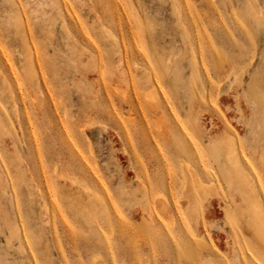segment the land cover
I'll use <instances>...</instances> for the list:
<instances>
[{"label":"rangeland","instance_id":"obj_1","mask_svg":"<svg viewBox=\"0 0 264 264\" xmlns=\"http://www.w3.org/2000/svg\"><path fill=\"white\" fill-rule=\"evenodd\" d=\"M252 56L264 0H0V264H263L264 112L206 91Z\"/></svg>","mask_w":264,"mask_h":264},{"label":"bare ground","instance_id":"obj_2","mask_svg":"<svg viewBox=\"0 0 264 264\" xmlns=\"http://www.w3.org/2000/svg\"><path fill=\"white\" fill-rule=\"evenodd\" d=\"M238 11L239 10L236 11V14L238 13ZM246 13L249 19H253L256 17L255 12L252 8L247 9ZM255 61V56L247 57L246 59H242L241 61L238 60L237 64H234V66L236 67L230 66L231 72L220 70L218 72L219 81L217 86H211L209 89H206V91H209L207 92L208 96L213 97L215 99V102L220 101L221 103V101H223L224 104H226L225 106H227V108H232L233 106L229 103L228 98H225L224 96V98H222L221 92L225 90V87L223 86L225 80H229L231 74L235 72V74H233L236 75L235 80L232 83H235L236 85H234V87H231V84V86L229 87V94L231 93V95H233L232 98H234V102H236V104L234 105L238 109V114H233L234 118L241 119L243 120V122H247L248 120V117L245 116L246 113H244V111L242 110L243 107H245V109H248L250 113L249 115L252 116L251 118L253 119V121L257 120L255 118V115L258 113V110H262L264 112V81L262 77L253 70L256 66ZM232 98L230 99V101H232ZM193 118L196 132L202 133L203 131L199 117H196L194 115ZM222 121V125L226 130L225 133L221 135V137L217 138L208 136L210 142L215 143V153H213V161L217 163L221 169L228 170L234 180L233 186L237 187L236 189L240 190V185L244 188V190L252 192V196L256 200L257 205L261 207V197L256 195L257 191L256 187L254 186L252 175L250 173L248 174L241 167L238 144L236 142L237 139L230 132L228 121H226L224 117ZM71 185L75 184L72 183ZM189 186V183L186 182L184 188L187 189L188 196L186 206H182V213L187 217L189 216V211L191 210V208L195 205V203H197L196 201L200 200V198L202 200H205L207 195V190L205 189L203 183L198 184V191L196 194L189 192ZM71 199L74 202L78 200L77 198L72 197ZM73 205L75 204L73 203ZM167 208L168 205L165 204V206L163 207V211L165 214L169 212V209ZM232 220H234V217H232ZM253 251H258L255 246L253 247Z\"/></svg>","mask_w":264,"mask_h":264}]
</instances>
